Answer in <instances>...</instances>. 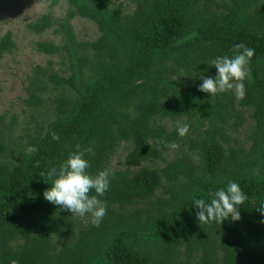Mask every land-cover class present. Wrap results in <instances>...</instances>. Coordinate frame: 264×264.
Listing matches in <instances>:
<instances>
[{"label": "trees", "instance_id": "1", "mask_svg": "<svg viewBox=\"0 0 264 264\" xmlns=\"http://www.w3.org/2000/svg\"><path fill=\"white\" fill-rule=\"evenodd\" d=\"M64 2L63 18L48 11L25 25L33 35H59L58 44L34 47L60 56L66 75L39 69L31 81L27 102L34 107L41 94L55 92L34 136L22 146L0 136V264H264V224L255 210L264 196V0ZM76 18L92 23L97 36L79 40ZM237 42L254 50L244 95L198 91L200 75H215L209 60L230 56ZM13 47L7 31L0 57ZM247 119L245 139L233 138L229 131ZM178 120L189 126L184 136L176 134ZM123 142L130 144L124 168L113 170L109 161ZM76 144L92 149L87 171L107 168L111 176L99 197V225L89 220L74 234L78 216L41 193L48 170ZM228 180L248 196L239 221L199 224L192 199L207 200ZM56 235L70 242L56 246Z\"/></svg>", "mask_w": 264, "mask_h": 264}, {"label": "rangeland", "instance_id": "2", "mask_svg": "<svg viewBox=\"0 0 264 264\" xmlns=\"http://www.w3.org/2000/svg\"><path fill=\"white\" fill-rule=\"evenodd\" d=\"M49 4L50 0H0V37L9 31L14 43L12 50L0 57V136L4 144L10 141L18 146L24 145L28 138L43 127L51 115L52 104L48 99L55 93L51 89L41 94L43 97L41 106L34 107L27 102L29 89L32 88L31 81L39 69L66 75L60 56L39 53L34 47L37 41L58 44L59 35L54 34L52 30L33 35L25 29L27 23L48 11L54 19L63 18L67 8L64 0H60L52 8H49ZM128 7L130 8V5ZM71 25L79 40H91L97 36L94 25L84 19H73ZM173 126L174 124L170 122L166 123L168 129ZM249 129L250 121L247 119L245 125L229 133L233 138L243 141ZM129 150V143H121L111 157L109 167L113 170L123 169L124 156ZM173 153L174 151L168 152L165 158L170 159ZM145 165L152 166L149 163ZM162 165L160 161L154 163L155 167ZM89 220L90 217L87 215L74 218L71 232L76 234L82 227L88 225ZM52 239L56 246L59 242H70L65 235H56Z\"/></svg>", "mask_w": 264, "mask_h": 264}, {"label": "clouds", "instance_id": "3", "mask_svg": "<svg viewBox=\"0 0 264 264\" xmlns=\"http://www.w3.org/2000/svg\"><path fill=\"white\" fill-rule=\"evenodd\" d=\"M254 50L242 42L231 46V55H216L209 60L211 68L215 69L214 76L200 75L201 83L197 90L208 93L211 97L217 93L231 90L235 96L244 95V81L249 75V62ZM186 122L176 121V134L184 136L188 131ZM52 139H58L53 133ZM168 148L175 149L174 142H168ZM75 151H70L60 161L58 167L50 168L47 172L49 178L48 187L41 196L51 203L58 205L61 210L78 217L85 215L90 217L93 226H98L105 214V201L99 199L109 187L111 171L107 168L99 169L94 174L87 171L89 161L85 154H92L91 147L81 149L75 145ZM29 152H35V146L28 147ZM43 175V174H42ZM248 199L237 182L228 180L222 187L208 192L207 200L193 198L191 205L195 208V218L199 224H207L213 221L221 224L222 221H239L238 206ZM261 216L260 223L264 224V196L258 201L255 208ZM12 264H15L13 261Z\"/></svg>", "mask_w": 264, "mask_h": 264}]
</instances>
